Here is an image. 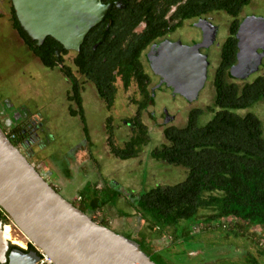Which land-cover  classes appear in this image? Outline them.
Instances as JSON below:
<instances>
[{"label": "trees", "instance_id": "obj_1", "mask_svg": "<svg viewBox=\"0 0 264 264\" xmlns=\"http://www.w3.org/2000/svg\"><path fill=\"white\" fill-rule=\"evenodd\" d=\"M146 1L125 0L128 9L118 18L109 12L111 25L108 26L107 23L100 29V26L94 27L85 38V41L89 39L86 50L83 47L81 55L78 53L74 61L78 71L95 85L109 112L116 102L118 83H121L125 91L135 88V96L131 100L136 112L126 120L132 130L131 138L119 143L115 135L113 117H108L106 122L110 153L121 160L137 158L143 147L150 142L149 130L142 115L153 102L149 90L151 77L140 58L156 36L147 38L144 33L133 32L134 27L142 21L139 14H145L143 10ZM254 1L257 0H209V12L223 11L233 19L214 77V104L207 108V111L212 113V118L205 125H200L199 118L205 111L194 109L189 113L184 127L169 126L164 130L167 144L152 150L151 157L169 165L183 167L187 170V176L184 181L175 185H158L132 201L140 220L162 233L166 240H171L172 245H185L186 249L190 247L188 245L194 238L193 229H182L180 224L197 219L203 210L213 212L206 222H201L204 224L200 229L204 231L214 229L218 225L222 230L228 229L229 234L234 237L251 239L255 237L251 232L252 228L264 227V124L251 112L239 114L240 111L264 102V76L258 75L253 80L246 81L235 79L230 74L231 68L237 63L239 52V17ZM132 7L133 11L130 13ZM201 13L197 12L196 15ZM186 17L190 15L182 18ZM115 20L117 28L124 36L121 40L120 35L116 36L114 32L112 23ZM126 31L129 33L126 34ZM22 34L43 66L58 68L64 76L74 82V99L81 115L85 141L91 145L78 82L73 77L71 68L64 62L66 50L52 37H47L45 42L38 46L25 31L22 30ZM114 36L120 40L118 48L121 53L113 52ZM126 39L129 40L128 45L123 48ZM99 41L102 46L95 49ZM19 130L18 126H15L10 129L9 134L5 133L16 147L20 145L15 138L19 136ZM90 202V207L74 205L85 213L101 209L97 197ZM0 210V222L5 226L9 224L7 217L10 216L3 208L0 207ZM145 242L147 249L141 245L140 248L153 262L168 264L166 257L169 256L165 251L153 248L148 239ZM28 247L29 249L24 250L9 243L7 259L14 249L37 253L33 244ZM204 255L200 253L193 257L186 253L185 257H181V261L185 263L187 259L201 260ZM8 262L9 260L5 264ZM175 262L181 264L179 260L175 259Z\"/></svg>", "mask_w": 264, "mask_h": 264}, {"label": "rangeland", "instance_id": "obj_2", "mask_svg": "<svg viewBox=\"0 0 264 264\" xmlns=\"http://www.w3.org/2000/svg\"><path fill=\"white\" fill-rule=\"evenodd\" d=\"M245 16L264 19V0L252 2L244 9L239 19L242 20ZM210 18V23L219 29L218 39L207 52L209 63L207 80L196 100L189 101L182 95L174 93L173 88L161 83L160 76L153 73L151 63L144 55L142 62L151 77L149 90L152 93L153 102L142 115L143 122L149 130L150 142L143 147L137 158L121 160L114 157L108 146L106 128L107 119L112 116L117 141L124 143L131 138L130 125L127 126L124 121L136 112V107L131 100L135 96V88L125 91L121 83H118L116 102L112 111L109 112L95 85L79 78L90 145L83 139L84 127L81 118L72 119L66 115L65 98L70 86L66 83L65 76L58 68L54 70L46 68L40 61L31 64L28 68L33 75V80L30 82L34 84V88L27 93L28 95L24 93L23 96L30 97L36 103V108L32 107L31 111L39 113L38 115L42 117L40 125L46 131L41 134V137L45 141L29 144L31 149H34L35 159L27 157L26 149L28 148L23 145H19L18 148L41 175L50 174L54 184L61 186L64 198L72 204L90 207L91 199L97 197L101 209L87 213L93 221L105 224L113 231L136 241L145 250L147 249L145 240L148 239L153 248L165 251L169 256L166 257L169 260L168 264H178L175 259L181 264H254V262L264 264V227L252 228L251 232L255 240L241 236L234 237L229 234L228 229L222 230L218 228V225L214 229L204 231L200 229V226L204 224L201 222H206L213 212L203 210L197 219L180 224L182 229L186 227L193 229L194 238L188 245L190 247L186 249L185 245H172V241L166 240L162 233L143 223L139 213L132 206V201L146 191L158 185L178 184L187 176V170L183 167L169 165L151 157L152 150L167 144L164 130L169 126L184 127L189 113L194 109L205 111L199 118L200 125H205L212 118V113H209L207 108L214 104V77L221 62V48L228 37L233 19L223 12L213 14ZM188 27H185L186 32H190ZM185 30L180 31V34L176 33L173 37H181ZM199 39L197 34L193 40ZM185 41L188 43L190 40ZM1 52L0 59L6 60L10 65L13 59L9 52L6 51L3 54ZM259 52L264 53V50L260 49ZM71 58H73L72 54L64 57V62L76 72ZM13 65L12 63L9 66V73L13 71ZM258 75L264 76V57L258 71L246 81H251ZM248 112L255 114L264 124V102L254 105L251 109L240 111L239 114L245 115ZM21 118L26 119L27 113L22 112ZM45 180L48 181L46 178ZM9 226L13 230V238L25 246L18 245L14 240L9 242L20 248L26 247L27 239L24 234L14 225ZM186 253L193 257L200 253L205 255L201 259L203 261L187 259L185 263H182L181 257H185Z\"/></svg>", "mask_w": 264, "mask_h": 264}, {"label": "water", "instance_id": "obj_3", "mask_svg": "<svg viewBox=\"0 0 264 264\" xmlns=\"http://www.w3.org/2000/svg\"><path fill=\"white\" fill-rule=\"evenodd\" d=\"M13 3L23 30L38 46L52 37L64 50L77 52L88 33L111 9V5L103 4L102 0H13ZM254 25L264 29V19L247 17L238 31L237 63L230 70L231 76L238 80H247L258 71L264 57L258 47L253 48L257 64L250 68L249 55L242 49L241 32ZM214 37L215 31L209 41L195 46L162 43L157 55L150 58L161 83L189 101L196 100L206 83L209 64L200 49L210 47ZM259 46L264 50V39ZM0 207L14 225L57 264H156L136 241L96 223L59 194L12 144L1 126ZM8 259V264H36L39 257L35 252L26 254L16 249Z\"/></svg>", "mask_w": 264, "mask_h": 264}, {"label": "flooded vegetation", "instance_id": "obj_4", "mask_svg": "<svg viewBox=\"0 0 264 264\" xmlns=\"http://www.w3.org/2000/svg\"><path fill=\"white\" fill-rule=\"evenodd\" d=\"M102 3L105 5H111V9L108 11L107 15L104 17L101 23L97 25L100 26L99 29L105 26L107 23H109L108 26L111 25V19L108 17L109 12H111L113 16H116L118 18L120 17V15L123 14V11H126L128 9L125 0H109L108 2H103L102 0ZM145 3V8L143 10L145 14H139L140 17H142V21H140L134 27L133 32L144 33L146 34L147 38H151L153 36L156 37L151 40L149 46L142 52L140 58L141 62L145 55L149 60L148 62L151 63L150 58L152 57V55H157L156 51L158 47L164 42H180L183 45L187 46H195L200 44L202 45L204 41H209L210 34L215 31L214 43L210 47H202L200 49L201 53L205 56H207V52L209 51V49L217 43L216 40L218 39L217 34L219 33V29L215 27L214 24L210 23V17L213 14L222 13L223 11L209 12V0H205L204 2L198 0H147ZM134 9L137 8L134 7ZM132 11L133 7L130 9V13H132ZM197 12L202 13L196 15ZM155 13H157L158 15L156 16ZM225 14L228 15L227 13ZM187 15H190V17H186L184 19L182 18L183 16ZM247 17L250 16H245L242 18V20L239 19L241 24ZM131 24L132 21L130 22V25ZM112 25L114 27V32L116 36L120 35L121 40L124 36L120 33L119 29L116 26L117 21L115 20ZM187 26H189L188 29L190 30V32H186L185 29L187 28ZM22 30V23L18 12L15 9L13 0H0V52L2 51L1 53L3 54L8 51L11 55V58L13 59V61H10V65L12 63L14 64L12 67L14 68L13 71L9 73L10 65L7 63L6 60L0 59V126L6 134H8V131L10 132V129L12 127L18 126V128L20 129L19 136L15 137L17 143H20V145H23V147L28 148L26 149L27 157L29 156L35 159L33 152L34 149L32 150L29 144L32 142H44L45 140L41 137V134L45 133L46 130L40 125V118L42 117L38 115L39 113H33L31 111L32 107L36 108L35 101L32 100L30 97L23 95L24 93L27 94L33 91L34 88V84L30 82L31 80H33V75L29 72L28 68L31 66V64L39 62L40 60L35 55L26 38L22 34ZM182 30L185 31L184 34H181V37H173L176 33L180 34V31ZM127 33H129V31H126V34ZM197 34H199L200 39L195 41L193 39L196 38ZM182 35H186L187 37ZM116 36L113 37V52L121 53L118 48L120 40H118ZM183 39L190 41H187L188 43H185L186 41ZM31 41L37 43V41H34L32 39ZM128 41L129 40L126 39V41L123 43V48L127 47ZM88 43L89 39L83 42L78 52L66 50L64 57L72 54L73 58L71 59L75 67L74 61L77 58V54L81 53L83 47H85L86 50V45H88ZM100 46H102L101 41L97 42V44L95 45V49ZM61 53L63 54V52ZM151 70L153 71L152 67ZM153 73L155 74L154 71ZM72 74L78 82L77 86L79 89L80 96L82 97V86L79 83V78H82L88 82L90 81L87 79V77L82 75L77 68L76 72L72 71ZM65 81L70 86V88L66 92L65 98L67 103L66 115L72 119L81 118L78 104L76 102V99H74V82H72L71 78L66 76ZM25 86H28L29 88H26ZM22 112L27 113V118L24 120H22L21 118ZM124 123L128 126V123L126 121H124ZM83 139L86 140L84 131ZM49 175L44 173L42 176L48 179V181H46L51 186L55 187L54 189L62 195L63 191L61 189V186L59 184L55 185L54 181L51 180ZM27 249H29V247ZM8 250L9 245H7L5 253L6 259ZM29 253L31 252H26V254ZM7 260L0 261V264H5Z\"/></svg>", "mask_w": 264, "mask_h": 264}, {"label": "bare ground", "instance_id": "obj_5", "mask_svg": "<svg viewBox=\"0 0 264 264\" xmlns=\"http://www.w3.org/2000/svg\"><path fill=\"white\" fill-rule=\"evenodd\" d=\"M264 39V29H262L260 26H251V27H245L243 31L241 32V45L243 52L249 55V67L253 68L255 64H257V58L255 55V50L253 48H257V50H260V44L262 43V40ZM239 73V72H237ZM13 230L11 226L6 225L4 228L0 227V261H4L7 245H9V241L14 240L15 243H17L20 246H25L24 244L18 243L13 238ZM23 234V233H22ZM25 236V235H24ZM27 239V237L25 236ZM27 243V241H26Z\"/></svg>", "mask_w": 264, "mask_h": 264}, {"label": "built area", "instance_id": "obj_6", "mask_svg": "<svg viewBox=\"0 0 264 264\" xmlns=\"http://www.w3.org/2000/svg\"><path fill=\"white\" fill-rule=\"evenodd\" d=\"M1 211V210H0ZM7 220L9 222V225H14L11 217H7ZM6 226V225H5ZM5 226L2 225V223L0 222V227L4 228ZM15 226V225H14ZM16 227V226H15ZM17 228V227H16ZM12 244V242H9ZM29 244H33L28 238H27V243H26V247H23L21 249L27 250ZM15 245V244H13ZM33 246L36 248L37 250V255L39 257V260L36 264H57L48 254H46L42 249L38 248L37 246H35L33 244Z\"/></svg>", "mask_w": 264, "mask_h": 264}]
</instances>
